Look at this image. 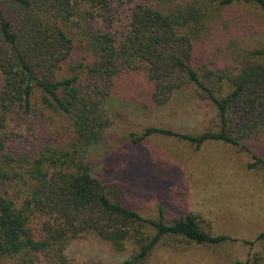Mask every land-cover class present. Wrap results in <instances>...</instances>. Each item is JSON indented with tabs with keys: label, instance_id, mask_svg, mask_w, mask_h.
Masks as SVG:
<instances>
[{
	"label": "trees",
	"instance_id": "trees-1",
	"mask_svg": "<svg viewBox=\"0 0 264 264\" xmlns=\"http://www.w3.org/2000/svg\"><path fill=\"white\" fill-rule=\"evenodd\" d=\"M238 2L264 11V0H0V259L75 264L67 255L70 243L97 236L120 252L132 245L126 263L143 264L167 235L199 244L229 239L205 230L196 214L167 222L160 206L157 218L142 215L93 174L88 153L113 126L108 102L115 78L140 69L154 83L156 105L195 85L217 112L215 127L200 134L151 126L140 138L162 133L201 146L208 140L240 145L264 135V49L245 50L235 69L199 73L193 65L195 44L210 22ZM73 21L84 29L83 55L74 54L65 29ZM224 80L229 90L223 92ZM37 106L69 117V146L43 142L40 124L33 147L9 150L8 123L36 124ZM253 158L251 166H264L263 157Z\"/></svg>",
	"mask_w": 264,
	"mask_h": 264
},
{
	"label": "rangeland",
	"instance_id": "rangeland-1",
	"mask_svg": "<svg viewBox=\"0 0 264 264\" xmlns=\"http://www.w3.org/2000/svg\"><path fill=\"white\" fill-rule=\"evenodd\" d=\"M216 17L195 44L193 65L199 73L235 69L245 50L264 49V11L259 7L238 2ZM78 26L73 21L65 29L73 38L74 54L83 55L85 34ZM218 89L228 91L227 80ZM153 91L154 83L141 69L115 78L108 102L113 126L88 153L93 174L146 217L157 218L160 206L167 222L196 214L205 230L229 239L199 244L167 235L143 264H250L255 257L264 264V239L258 237L264 231V166H251L253 153L264 158V135L240 145L208 140L201 146L162 133L140 138L151 126L197 135L217 124L216 108L195 85L177 89L160 106ZM35 93L39 97L42 90ZM43 108L33 112L36 124L16 118L8 123L3 136L9 150L33 147L40 124L43 142L69 146L74 135L69 117ZM134 251L132 245L120 252L97 236H86L70 243L67 255L75 264H127ZM8 260L0 259V264H10Z\"/></svg>",
	"mask_w": 264,
	"mask_h": 264
}]
</instances>
